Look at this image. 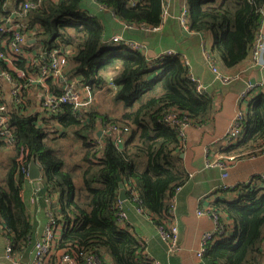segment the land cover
Listing matches in <instances>:
<instances>
[{
	"label": "trees",
	"instance_id": "trees-1",
	"mask_svg": "<svg viewBox=\"0 0 264 264\" xmlns=\"http://www.w3.org/2000/svg\"><path fill=\"white\" fill-rule=\"evenodd\" d=\"M95 1L129 26L153 29L162 21L164 0ZM26 2L35 7L24 17L15 18L22 31L40 25L38 36L44 53L59 51L65 55L68 64H72L71 73L80 79L79 86L88 87L92 96L105 85L101 71L119 67L112 79L116 87L113 101L121 106L123 114L110 119L91 104L81 109L64 104L39 126L38 116L30 111L26 96L28 77L36 69V62L22 54L11 66L0 60V71L20 86L11 103L2 91L0 98V103L7 106L9 126L14 130L13 144L0 140V146L11 145L16 151L6 181L0 183V217L12 254L32 246L34 225L22 193L28 181L23 168L27 169L33 160L42 172L44 188L40 192L52 199L51 210L62 228L55 251L71 254L79 264L91 256H98L103 264H107L106 257L112 264H152L143 256L144 246L118 222L123 204L118 175L127 198L131 199L135 192L138 201L134 204L155 224H164L170 216V198L189 175L181 159L184 141L161 120L170 110H176L191 126H202L213 113V100L209 94L197 91L189 68L178 56L167 57L153 66L141 53L123 50L122 46H105L103 24L81 13L82 0H24L18 5ZM186 7L190 30L213 35L211 54L216 62H222L223 72L236 71L249 59L252 64L264 0H186ZM16 11L22 13L19 8ZM1 17L5 21L10 19ZM12 39V34L0 37V52L6 50ZM48 62L47 56L40 75ZM157 69L160 73L153 76ZM235 73L229 76L241 74ZM42 78L48 82L52 95L64 93L57 78ZM247 102L240 136L222 150L227 156L240 159L264 152V92ZM48 122H54L55 129L48 128ZM99 125L107 132L104 145L96 142ZM114 127L130 130L123 146L115 141L111 129ZM68 133L74 135L82 149L79 161H69L54 144ZM22 153L25 157L20 161ZM231 192L237 196L220 197L208 210L209 214L218 215L229 235L209 244L202 257L211 264H264V179L258 177L255 183L241 185Z\"/></svg>",
	"mask_w": 264,
	"mask_h": 264
},
{
	"label": "crops",
	"instance_id": "crops-1",
	"mask_svg": "<svg viewBox=\"0 0 264 264\" xmlns=\"http://www.w3.org/2000/svg\"><path fill=\"white\" fill-rule=\"evenodd\" d=\"M21 1L24 0L0 2V15L3 17L10 16L13 18L12 20H15L16 10L21 6L18 5ZM186 8V0H164L161 24L156 29L148 28L150 30L140 26L129 27L127 23L119 20L110 9L98 4L95 0H82L80 8L81 13L97 18L103 24V43L105 46L114 37L121 36L126 40L142 44L146 51L145 57L148 60H153L165 51H173L174 56H178L180 60L185 58L189 62L190 73L202 81L207 94L213 100L214 110L207 123L185 131L184 149L181 153L184 154V157L181 159L189 178L177 194V210L174 218L179 229L180 250L174 254H169L166 244L158 233L156 224L150 217L145 212L140 213L130 198L121 201L127 219L120 227L144 246L143 256L145 255L149 260L158 261L161 264H211L203 257H199L202 250L203 235L216 229L215 220L208 210L218 198H235L237 193L231 192V190L241 185L255 183L258 177L262 178L264 175V152L239 159L235 156H227L222 151L228 146L226 135L233 125L237 113L247 109L248 102L242 98L243 92L249 85L264 81V69L254 67L250 64L249 59L238 70L225 73L222 62L217 61L219 69L226 75L241 72L237 80L234 79L229 83H223L217 79L210 62L205 57L206 50L212 51L213 35L208 32L191 31L187 21L185 26L182 18L187 13ZM260 29L264 32V15ZM40 31V25L34 26V30H29V26L23 30L26 48L22 54L25 59L35 61L37 65L28 77L29 89L26 96L28 101L30 100V111L38 116L39 126L42 125V121H46L44 119L51 118L52 112H48L43 101L49 95L54 94L48 82L40 75L41 66L46 59V53H44L39 42L38 33ZM121 46V44H115L112 47L121 48ZM68 52L73 53L72 49H69ZM118 68L117 66L101 71L105 85L103 89L92 96L90 103V106L100 113L108 114L110 119L121 118L123 114L121 106L115 105L113 101L116 87L112 83V79L116 76ZM71 69L72 64L69 62L65 71L69 74L74 89L80 91L83 98L86 99L84 89L78 84L80 79L73 76ZM158 72L160 73V69L153 72V76ZM0 89L6 101L11 103L13 99L12 83L0 78ZM262 92L264 89L258 88L253 95ZM67 137H63L56 144L59 143L58 146L69 161H79L83 156L82 149L72 136L69 141L71 142L73 139L74 141L70 144L69 149L63 148V143L67 141ZM100 138L101 144L104 145V136ZM15 155V149L0 146V183L2 184L6 181L8 168ZM215 162L226 165L227 177L223 176L224 171L219 165L214 164ZM144 168L145 165L142 164L140 169L143 170ZM41 182L43 183V179ZM43 188L36 186V182L28 180L22 193L23 200L28 205L32 217L33 235L37 239L43 236L49 221L47 196H45L46 193L41 194L40 192ZM37 195L40 197L39 200L33 201ZM171 221H173L171 218L166 220L167 223ZM226 223L229 224L230 221H226ZM230 230H232V225ZM227 235L229 233H226ZM7 246L8 240L0 217V264H31L34 258L33 246L23 252L12 254L9 259L6 258ZM61 255V252L54 251L47 264H60ZM105 261L107 264H112L109 257H106Z\"/></svg>",
	"mask_w": 264,
	"mask_h": 264
},
{
	"label": "built area",
	"instance_id": "built-area-1",
	"mask_svg": "<svg viewBox=\"0 0 264 264\" xmlns=\"http://www.w3.org/2000/svg\"><path fill=\"white\" fill-rule=\"evenodd\" d=\"M130 2H135V0H128ZM35 5L32 3L26 2L23 6L21 5L19 7L20 11L22 13L17 14L16 17H24L27 14V11L30 8H34ZM264 15V12H263ZM187 13L184 14L182 18L183 24L186 26L187 21ZM13 18H10L8 20H3L0 16V37L2 35L6 34H12L13 39L11 42H9L6 46V50L0 52V60L4 61L7 65L11 66L12 63L17 60L18 56L23 54V48L22 45L25 43V35L22 31V25L14 22L15 20H12ZM129 27H132L130 25ZM142 28H146L145 26H140ZM148 29V28H146ZM156 29V28H153ZM150 30V29H148ZM6 44V42H3V45ZM115 44H121L124 48L123 50H129L136 53H141L145 56V48L142 44L132 41V40H126L125 38L121 36H116L107 46L115 45ZM175 53L173 51H165L164 53L158 55L153 60H148V62L155 66L157 62L163 61L167 57L174 56ZM49 58L48 65L43 66L42 68V76L46 77V75H52L55 78L58 79L59 85L64 90V93L60 96H54L49 95L45 98L43 101V105L45 108L50 109L52 112H56L59 110V108L64 104H70L75 109H81L85 106H89L92 100V93L88 87L83 88L85 91L86 99L83 98L80 91H77L74 89L73 82H70L67 78V74L65 71V68L68 65V61L65 55H62L59 51H53L50 54L47 55ZM205 57L210 62L212 66L213 73L217 77V79L221 80L223 83H229L232 80H237L240 76H229L224 74L218 67L217 62L213 58L210 51H205ZM182 62L189 68V62L185 58H181ZM252 65L254 67H260L261 69H264V32L262 29H260L257 33V37L254 43L253 52H252ZM21 76H24L23 72H19ZM189 77L192 81H194L197 85V91L200 94H207V90L205 85L202 83L200 79L195 78L189 71ZM0 78L6 79L9 82H13L11 78L3 73L1 71ZM13 85V95H16L19 92L20 86L12 83ZM258 88L264 89V81L260 83H255L252 85H249L246 90L243 92V97L245 100L250 101L252 97L254 96V91ZM2 92L0 89V98H1ZM180 113L176 110H170L164 118L161 120L162 124H165L167 126H170L173 128L180 138L184 141L185 139V131L189 128H192L190 122L186 121L185 119L180 118ZM244 117V111H239L237 113L236 119L229 129L227 135H226V141L227 144H232L233 142L238 139L241 133V122ZM198 127V126H196ZM112 133L115 136V141L120 146L124 144L125 141L129 138L130 130L125 128H111ZM13 128L9 126V118L7 116V106L3 103H0V136L5 137L7 139L8 144H13ZM102 131V136L105 134V130ZM107 133V132H106ZM97 136V135H96ZM125 138V139H124ZM97 143L101 144V138L97 137ZM25 157V154L22 153L20 156V161H23ZM214 164L219 165L221 169L224 171L223 176L227 177V167L224 164H218V162H215ZM23 172L26 174L28 180H29V167L23 168ZM264 179V175L262 177ZM226 189V187H223ZM181 188H178L174 195L170 198V216L169 218L173 219V221L167 223L166 221L164 224H156V228L158 230V233L162 239V241L167 246V252L169 254H174L177 251L180 250L179 248V229L177 224L174 221L176 210H177V194ZM132 202L138 201V197L136 196L135 192L131 193ZM39 195L37 197L33 198V201L36 199L39 200ZM46 203H47V212L49 221L47 223V226L44 230L43 236L40 239L35 238L34 235L30 236V240L32 242V246L34 247V258L31 262V264H47L50 256L56 249V241L59 235L61 234L62 228L58 222V219L56 215L51 210V205L53 204L52 199L50 197H46ZM138 208V207H137ZM120 213L118 214V222L120 224H123L127 219V214L124 212L122 207L120 206ZM138 211L140 213H144V211L141 208H138ZM200 214H202L201 211H199ZM213 216L216 224V229L213 232H206L203 235V241H202V250L199 253V257L203 256V253L209 246V244L220 240L221 238H224L226 236L224 226L219 222V217L217 214H210ZM150 217V216H149ZM152 220V217H150ZM153 221V220H152ZM34 234V233H33ZM12 255V246L8 242V246L6 249V258H11ZM152 264H161L158 261L150 260ZM60 264H79L77 259L73 257L71 254L65 253L61 255ZM84 264H103L102 261L98 256H91L87 259V261Z\"/></svg>",
	"mask_w": 264,
	"mask_h": 264
},
{
	"label": "water",
	"instance_id": "water-1",
	"mask_svg": "<svg viewBox=\"0 0 264 264\" xmlns=\"http://www.w3.org/2000/svg\"><path fill=\"white\" fill-rule=\"evenodd\" d=\"M47 58V54L45 56ZM1 74V71H0ZM253 83V82H252ZM48 112H52L50 109H48ZM102 135V131L97 132V137L100 138ZM184 157V154H181V158ZM29 180L36 182V186H39L40 188H43L42 180V172L40 167L35 161H31L29 166ZM118 180L120 182V201H125L127 199L126 190L124 188V184L122 183L121 177L118 175Z\"/></svg>",
	"mask_w": 264,
	"mask_h": 264
},
{
	"label": "rangeland",
	"instance_id": "rangeland-1",
	"mask_svg": "<svg viewBox=\"0 0 264 264\" xmlns=\"http://www.w3.org/2000/svg\"><path fill=\"white\" fill-rule=\"evenodd\" d=\"M111 41V40H110ZM40 44V43H39ZM109 44V43H108ZM113 46V45H112ZM107 47H109V48H111V46H107ZM51 115V114H50ZM47 124V126H48V128H50L51 126L55 129V126L53 125V123H51V122H48V123H46ZM71 136L74 138V135L72 134V133H70V135H68V137L66 138V140L67 141H65L64 143H63V148H66L67 147V149H69V146H70V144L74 141V139L70 142L69 141V139L71 138ZM0 140L1 141H3V142H7V139L5 138V137H1L0 136ZM57 143V142H56ZM56 143H54L56 146H58L59 145V143L58 144H56ZM78 145H79V143H78ZM8 147L9 148H13L11 145H8ZM59 147V146H58Z\"/></svg>",
	"mask_w": 264,
	"mask_h": 264
}]
</instances>
